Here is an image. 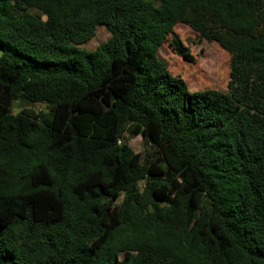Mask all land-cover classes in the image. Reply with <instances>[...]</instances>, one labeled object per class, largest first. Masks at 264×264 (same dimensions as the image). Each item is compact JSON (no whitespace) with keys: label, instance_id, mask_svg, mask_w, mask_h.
I'll list each match as a JSON object with an SVG mask.
<instances>
[{"label":"trees","instance_id":"trees-1","mask_svg":"<svg viewBox=\"0 0 264 264\" xmlns=\"http://www.w3.org/2000/svg\"><path fill=\"white\" fill-rule=\"evenodd\" d=\"M177 24L228 91L169 72ZM0 264H264V0H0Z\"/></svg>","mask_w":264,"mask_h":264},{"label":"rangeland","instance_id":"rangeland-1","mask_svg":"<svg viewBox=\"0 0 264 264\" xmlns=\"http://www.w3.org/2000/svg\"><path fill=\"white\" fill-rule=\"evenodd\" d=\"M174 33L183 46L188 49V53L184 56L177 55L171 37H168L160 47L158 57L165 62L169 72L173 76L181 78L190 92L228 91L232 75L230 54L217 43H208L202 40L186 25L177 24L174 27ZM109 36L108 31L103 26H99L95 37L78 47L86 51H94ZM128 145L135 153L141 155L150 148L146 145L143 134L128 140Z\"/></svg>","mask_w":264,"mask_h":264}]
</instances>
